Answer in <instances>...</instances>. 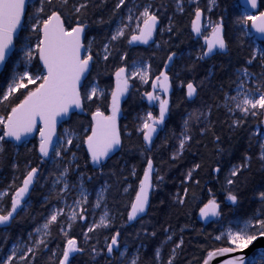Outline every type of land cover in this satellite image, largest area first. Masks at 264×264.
Returning a JSON list of instances; mask_svg holds the SVG:
<instances>
[{
	"label": "snow or ice",
	"instance_id": "1",
	"mask_svg": "<svg viewBox=\"0 0 264 264\" xmlns=\"http://www.w3.org/2000/svg\"><path fill=\"white\" fill-rule=\"evenodd\" d=\"M109 2L110 0H0V67L14 63L10 78L6 80V87L0 89V105L7 109L0 112V165L6 157V144L12 143L18 149L20 145L30 143L28 138L38 132L41 163L50 162L55 168L61 169L58 175L55 172L48 173L54 179L51 180L49 194L43 197L41 206L45 207L53 200L56 203L52 204L44 222L37 224L26 236H18L10 246L8 240L11 226L23 218L21 213L24 216L29 214L32 208V190L43 175L41 168L39 165L32 166L29 161L22 176H14L12 183L0 190V234L3 236L0 242V264H36L43 252L51 253L48 259L50 262L54 260V264H73L74 254H82L85 249L76 236L70 235V231L74 221H87V206L90 203L93 222L83 233L85 241H90V234L99 229L112 228L107 206V193L112 186L105 181L98 188L90 187L93 177L80 170L79 157L72 148L86 146V156L91 164L99 169L101 175L104 174L103 164L123 145L120 124L122 101L132 95L133 80H138L143 85L151 82V90L144 91L141 95L142 100L146 99L148 109L136 117L135 132L144 142L141 154L145 167L142 177L138 180V187L134 189V197L125 206L128 222L142 220V215L150 206L154 183L159 185L164 180V177L159 175V169L150 153L171 114L169 95L172 80L169 70L177 53L170 52L164 70L153 77L151 64L142 59L128 62V52H122L118 45L122 40H126L129 46L148 45L150 42L159 46L155 36L158 31L161 34L172 33L173 21L169 17L168 25L161 27L160 10L165 6L161 4L157 7L151 0H111L112 8L107 18L102 15L95 16L96 11L106 8ZM186 3L194 6L191 31L195 37H202L204 41L196 59L210 58L217 51L226 52L228 43L224 17L220 16L216 21L209 18L205 24V10L198 6V0H175L176 11L184 13ZM210 4L215 6L216 0H210ZM237 7H242L243 11L236 16L235 24L242 42H249L252 52L245 65L234 70L235 78L231 83L235 88L231 92H225L223 100L216 105L225 108L231 115L237 112L241 114V118L233 120L231 127L234 128L242 127L247 123L249 116L258 117L264 114V10H258L260 0H243V4ZM105 26L107 27L103 35H89L93 28ZM206 32L208 34H205ZM117 57L121 63L115 66L111 73L113 84L102 87L99 81L100 72L97 71L96 75H93L98 60H102L107 66L110 58L115 60ZM34 61L38 63L34 64ZM254 62L261 68L259 73L250 70ZM212 75L210 70L207 78ZM199 86H203V81ZM22 89L25 90L23 93ZM136 92L139 93V89H136ZM17 93H21L22 98L17 97ZM197 95L198 85L189 80L186 83V97L192 100ZM106 97H110L108 110L97 106L91 112L90 124L83 129L80 142L74 143L79 135L75 131L64 129L63 133L57 132V125L70 113L76 109L84 111L86 101H103ZM13 99L17 102L12 103ZM156 106L158 112L154 113L151 109ZM211 112L212 106L209 105L206 111L195 109L187 113L183 120V130L176 137L178 145L172 153V159L179 158L185 152L186 145L192 142L193 124L200 126L205 122L211 123ZM209 130L208 127H200L201 134ZM173 136L175 137V133ZM253 137L256 138L258 146L257 159L264 166V121L250 133L249 148L252 147ZM215 141L217 151L223 153L225 149L219 147L220 136H216ZM167 143L165 138L164 144ZM69 154L71 159H67ZM252 158L250 152H245L242 161L232 164L227 170L226 200L233 206V214L227 219L216 195L211 188L208 189L210 196L199 208V214L204 219L216 218L214 222L220 224V228L214 239L223 243L222 246L205 249L201 264H264V247L258 248L251 256L245 251L254 242L264 238V189L253 193L252 198L256 200L257 206L251 213L241 216L236 215L234 211L241 203V189L235 186L244 172L251 167ZM11 167L19 171L20 164L13 159ZM200 168L201 164L195 163L187 171L185 178L193 180L194 171ZM120 171L123 173V169ZM213 171L220 174L221 166L218 164ZM73 172L76 174L75 180L71 179ZM136 174L137 170L133 165L130 175L135 177ZM112 175L117 173L113 171ZM44 179L47 183V177ZM16 180H20L18 186ZM117 180L119 182V176ZM127 180L128 177L123 176L122 187L125 194L132 188ZM195 183L199 184V180H195ZM187 191L185 188V196ZM9 196L10 207L5 202V198ZM93 196L94 201H90ZM175 200L179 204L185 202L179 193ZM101 208L103 212L96 221L95 210ZM53 226L58 227L65 238L62 249L59 245L57 249L49 248ZM141 231L149 234L146 228ZM165 231L170 232V227ZM139 235L140 232H137V236ZM150 235L154 237L156 232L153 231ZM173 235L174 233L167 235L165 241L155 248L153 259L156 264H165L162 247L172 240ZM120 238L121 230L116 229L113 234L104 237L103 247L97 246V240V245L91 247V260L95 262L104 256L108 264L113 260L119 261V264H140L141 249H146L147 246L141 242L134 252H130L127 243L122 245ZM183 243L181 237L179 242L173 245L166 264H175L177 249Z\"/></svg>",
	"mask_w": 264,
	"mask_h": 264
},
{
	"label": "trees",
	"instance_id": "2",
	"mask_svg": "<svg viewBox=\"0 0 264 264\" xmlns=\"http://www.w3.org/2000/svg\"><path fill=\"white\" fill-rule=\"evenodd\" d=\"M151 2L161 8V27H166L169 23V17L173 21V32L159 31L155 36L157 43L150 42L148 45H131L129 46L126 40H122L118 47L120 50L128 52V62L133 59H142L145 63L151 64V72L153 77L160 71L164 70V64L170 52L175 51L177 56L174 58L169 70V75L172 80L173 90L170 99L171 114L167 119V125L164 131L159 133L155 140L150 155L154 157L156 167L159 169V175L164 177L163 182L156 185L152 191L150 207L142 220L136 221L134 224H129L127 221V209L129 201L134 197V189L138 187V180L142 177L143 168L145 167L144 157L141 154V149L144 148L142 137L135 132L137 126V114H143L148 109V103L141 99L144 91H150V84L143 85L138 80H133L132 95L122 104L123 113L120 119L122 126V148L116 152L110 159L103 164L104 174L101 175L99 169L93 166L86 156V146L81 145L79 149L72 148V151L77 152L79 157L78 163L80 170L93 177L90 187L98 188L101 184L107 181L112 187L107 193V206L109 209V218L112 221L111 229H99L91 233L92 239L85 241L83 233L87 230V226L93 222V213L91 203L87 206L89 209L87 221L77 220L73 222L70 235L76 236L78 242L85 251L82 254H74L75 259L73 264H108L106 257L101 256L95 262L91 260L90 252L93 245L103 247L105 244L104 237L110 236L116 229L121 230V244L125 242L129 246L130 252L143 242L146 249H141L140 264H156L153 259L154 250L157 246L165 241L166 236L173 234L171 241L167 242L162 247V258L166 264L168 257L171 255V249L174 244L178 243L181 237L184 240L183 245L177 249V257L175 264H201V260L205 254V249L209 247L222 246L223 242H218L214 239L220 224L215 223V220L204 222L199 214V208L210 196L208 189L211 188L221 203V208L225 213V219L233 214V206L226 200L228 186L225 184V176L227 170L232 164L242 161L245 152H250L252 155L251 167L248 168L235 186L240 190L241 203L235 207L236 215L246 216L256 208V200L253 199V193L258 189H264V166L257 159L258 146L256 138L251 140L252 147L249 148V135L254 128L264 121V114L258 117L249 116L247 123L242 127H231L233 120L241 118V114L237 112L235 115L229 114L225 108L216 107L223 100L225 92H231L235 85L231 81L235 78L234 70L237 67L245 65L247 58L251 55L252 48L249 42H242L241 34L235 24L236 16L243 11V8H238L239 0H216V4L211 8L210 0H198V6L204 9V15L216 21L220 16L224 17L225 37L228 43L227 52L216 54L204 60H197L196 56L201 47L204 45L202 37H195L191 31V20L194 15V6L185 4L184 13H180L175 9V0H151ZM112 8L110 0L106 8L98 10L95 16H104L107 18ZM209 9H211L209 11ZM260 10H264V0H260ZM91 11V10H90ZM95 16L92 18L94 19ZM93 28L89 35L97 37L103 35L105 28ZM207 34V33H205ZM167 43H164V42ZM37 64L38 61H34ZM119 57L111 60L105 65V62L98 60L96 72H100L99 81L102 87L111 86L114 78L111 73L115 66L120 64ZM14 63H9L3 70L0 76V89L6 87V80L10 78ZM213 72L210 78H207L209 71ZM251 71L259 73L261 68L258 63L250 68ZM192 80L198 85V95L189 100L186 97V83ZM203 81V86H199ZM183 82V83H181ZM222 86V87H221ZM32 87V86H30ZM139 89V93L136 92ZM25 90H21L23 93ZM21 93H17V97L22 98ZM17 102L16 99L12 103ZM110 97H106L103 101L95 100L93 102H85L83 112H76L59 128L58 133H63L64 129L75 131L79 135L74 143L80 142L83 134V129L90 124L91 112L97 106L102 110H108ZM212 106L211 123L205 122L200 126L193 124V140L186 145L185 152L177 159H172V153L176 150L179 136L183 130V120L187 113L195 109L206 111L207 107ZM7 109L4 105H0V112ZM154 113L158 112L157 108L151 109ZM127 125L125 128L124 126ZM200 127H208L210 130L205 134L200 133ZM131 132V135L128 133ZM175 133V137L173 136ZM220 136L221 141L219 147L225 149L223 153L217 151V143L215 137ZM168 143L165 145L164 140ZM39 135L36 134L30 143L20 145L18 149L12 143L6 144V157L2 165H0V190L8 187L12 183L14 176H22L25 171V166L31 161L32 166L41 168L42 176L40 181L32 190L30 199L32 208L27 216H24L19 222L13 223L10 229V238L8 246L20 235H25L31 231L37 224H42L44 218L48 215L52 204L42 207L43 197L49 194L51 188V180L54 177L49 176V172L59 174L60 169L55 168L50 162L41 163V156L38 152ZM15 159L20 164L19 171L12 169L11 164ZM67 159H71L69 154ZM67 159L65 163H67ZM200 163L201 168L193 173V180H187V171L195 164ZM221 166V173L215 174L213 169L217 165ZM136 167V176L130 175L132 166ZM74 168L75 165L73 164ZM123 169V173H121ZM115 171L117 175H112ZM120 177L118 182L117 177ZM123 176H127V183L132 185L128 193H123ZM45 177L48 182L45 183ZM76 174L73 172L72 180H75ZM155 182V174H154ZM199 180V184L195 183ZM246 181V183L244 182ZM20 184V180H16V185ZM187 188L185 196L184 189ZM184 198L185 202L179 204L175 197L177 194ZM74 195V193H73ZM71 197L69 198V202ZM90 201H94V196L90 197ZM6 205L10 207V196L5 198ZM103 208L95 210L94 218L99 220ZM171 229L166 232L165 229ZM142 228H146V235ZM183 229V231H181ZM155 231L153 237L151 232ZM137 232L140 235L137 236ZM3 236L0 234V242ZM65 238L59 232V228L52 227V237L49 244L50 249H57L59 245L62 249ZM50 252H43L39 255L36 264H54L50 262L48 257ZM111 264H119V261L113 260Z\"/></svg>",
	"mask_w": 264,
	"mask_h": 264
},
{
	"label": "water",
	"instance_id": "3",
	"mask_svg": "<svg viewBox=\"0 0 264 264\" xmlns=\"http://www.w3.org/2000/svg\"><path fill=\"white\" fill-rule=\"evenodd\" d=\"M239 4L240 5H242L243 4V0H239ZM258 10H260V7H259V9ZM253 11H255V10H253ZM204 20V19H203ZM134 45H138V44H134ZM143 45V44H142ZM221 52V51H220ZM227 52V51H226ZM221 53H225V52H221ZM213 56V55H212ZM171 65H172V63L170 64V67H171ZM5 67L6 66H4V67H0V76L2 75V73H3V70L5 69ZM172 90H173V85H172ZM172 90H171V92H170V95H169V99H171V94H172ZM127 100V99H126ZM124 101H122V103H123ZM76 112H79V113H81V111L79 110V109H76V110H74V112H72V113H70L69 114V116L68 117H65L58 125H57V132H58V129L71 117V115L72 114H75ZM168 119V118H167ZM36 134H38V132H35V133H33L32 134V136H30L28 139L29 140H31V139H33L34 138V136L36 135ZM39 135V134H38ZM119 151V150H118ZM118 151H116V152H118ZM116 152L114 153V154H116ZM113 154V155H114ZM40 155V154H39ZM113 155H111V156H113ZM216 175H217V173H215ZM151 196H152V194H151ZM150 200H151V198H150ZM150 207V206H149ZM149 209V208H148ZM148 209H147V211H146V213L145 214H143L142 215V218L143 217H146V214H147V212H148ZM138 220H140V219H138ZM138 220H136V221H138ZM136 221H133V222H129V224H134ZM260 247H264V238H261L260 240H258V241H256V242H254V244L249 248V249H247V250H245L246 251V253H247V255H249V256H251L252 255V253L253 252H255L258 248H260Z\"/></svg>",
	"mask_w": 264,
	"mask_h": 264
},
{
	"label": "rangeland",
	"instance_id": "4",
	"mask_svg": "<svg viewBox=\"0 0 264 264\" xmlns=\"http://www.w3.org/2000/svg\"><path fill=\"white\" fill-rule=\"evenodd\" d=\"M211 5V4H210ZM214 6H212L211 5V8H213ZM204 20V23L205 24H207V21H208V19H209V17H207L206 15H204V18H203ZM212 21H213V19H211ZM208 31L210 32V29H208ZM207 33V32H206ZM208 34V33H207ZM151 82H149V84H150ZM146 100V99H145ZM155 108H157V110H158V106H156ZM61 170V169H60ZM69 203H71V201L69 202ZM96 210H99V209H96ZM77 211H79V209H77ZM216 218H213V217H210V218H208V219H204V218H202V220L204 221V222H207V221H211V220H215Z\"/></svg>",
	"mask_w": 264,
	"mask_h": 264
},
{
	"label": "flooded vegetation",
	"instance_id": "5",
	"mask_svg": "<svg viewBox=\"0 0 264 264\" xmlns=\"http://www.w3.org/2000/svg\"><path fill=\"white\" fill-rule=\"evenodd\" d=\"M123 104V103H122Z\"/></svg>",
	"mask_w": 264,
	"mask_h": 264
}]
</instances>
